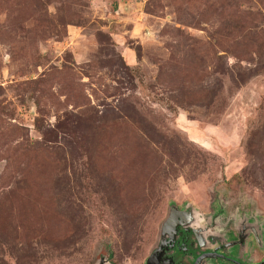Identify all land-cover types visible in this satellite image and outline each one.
Returning <instances> with one entry per match:
<instances>
[{"label":"rangeland","instance_id":"rangeland-1","mask_svg":"<svg viewBox=\"0 0 264 264\" xmlns=\"http://www.w3.org/2000/svg\"><path fill=\"white\" fill-rule=\"evenodd\" d=\"M176 224L264 258V0H0V264H145Z\"/></svg>","mask_w":264,"mask_h":264},{"label":"flooded vegetation","instance_id":"flooded-vegetation-1","mask_svg":"<svg viewBox=\"0 0 264 264\" xmlns=\"http://www.w3.org/2000/svg\"><path fill=\"white\" fill-rule=\"evenodd\" d=\"M193 212L194 211L189 212L188 215H186L189 217V220ZM175 222L177 221L175 220ZM179 225L181 224H176V228H174V231H172L168 235L169 237L165 238L160 250L155 254V257L152 258L150 264H194L195 262L199 264L200 263L199 259L201 258L200 257L201 255H209L207 257L213 259L211 264H225L230 262L236 264H242L240 262L238 263L236 260H234V258L229 257V255L226 256L225 254H223L225 252L221 249L222 247L221 245H219L216 250L210 251L208 249H205L201 251H196L197 250L196 248L202 247L199 244L200 240L198 239L197 235L201 234V239H202L204 237V236L202 237V233L204 229L203 228L201 229V227H199V229H196L198 231H195V228L192 227V225L191 227H186V226L183 227ZM205 229H207L206 226ZM255 230L257 231L258 229H251L252 238L254 235H256ZM245 231H246L245 228L241 229L240 230L241 233L239 232V235H237V238L235 239L236 241L234 240L233 244L229 242L228 246L230 248H233L234 246L239 245L242 247L243 250V247L245 248V241L248 239L247 237L250 238V234H248V232L245 234ZM193 242L197 243V246H195L194 248L190 247V245H192ZM228 249L229 248H227V250ZM207 257L204 256L203 258L204 260L203 261L201 260L200 264H207V262L205 261V258ZM263 261L264 258H262V260L259 263Z\"/></svg>","mask_w":264,"mask_h":264},{"label":"water","instance_id":"water-1","mask_svg":"<svg viewBox=\"0 0 264 264\" xmlns=\"http://www.w3.org/2000/svg\"><path fill=\"white\" fill-rule=\"evenodd\" d=\"M169 221H173V222H175V220L170 219V216L168 217V219L165 221V224L163 225V229H162V233H163V235H165L166 231L168 230V229H167V223H168ZM164 240H165V238H162L161 243L159 244V247H160V248H161L162 243L164 242ZM154 253H155V251H154ZM154 253H152V254L148 257V259H147V261H146L145 264H150V263H151V260H152V258H153V256H154ZM263 263H264V261L261 262L260 264H263ZM98 264H112V263H110V262H109V263H106L105 260L103 259V260H100V262H99ZM194 264H197V262H195Z\"/></svg>","mask_w":264,"mask_h":264}]
</instances>
